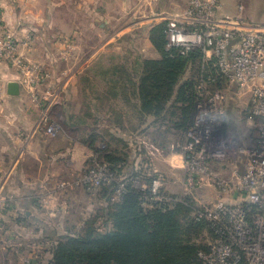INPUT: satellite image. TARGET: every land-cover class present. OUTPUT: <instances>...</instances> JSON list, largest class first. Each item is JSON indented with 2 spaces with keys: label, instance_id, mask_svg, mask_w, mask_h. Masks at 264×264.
<instances>
[{
  "label": "built area",
  "instance_id": "1",
  "mask_svg": "<svg viewBox=\"0 0 264 264\" xmlns=\"http://www.w3.org/2000/svg\"><path fill=\"white\" fill-rule=\"evenodd\" d=\"M223 5V0H187L182 11L165 15L166 50L198 53L204 68L194 90L193 117L180 146L183 177L176 181L180 190L169 192L160 175L147 186L133 188L145 192L148 206L195 203V219L206 221L213 232L203 239L208 251L199 253L204 264H264V22H250L241 3L234 14H224ZM0 58L16 68L22 74L20 82L29 87L39 109L35 128L46 138L56 137L60 125L52 117L55 97L46 85L50 73L24 59L1 15ZM41 86L48 87L44 93ZM230 101L237 115L258 130L251 143L241 142L227 128ZM149 148L154 157L167 154L153 143ZM92 161L73 184L64 186L99 188L115 180L107 163L98 156ZM127 186L119 181L112 200L120 201Z\"/></svg>",
  "mask_w": 264,
  "mask_h": 264
},
{
  "label": "crops",
  "instance_id": "2",
  "mask_svg": "<svg viewBox=\"0 0 264 264\" xmlns=\"http://www.w3.org/2000/svg\"><path fill=\"white\" fill-rule=\"evenodd\" d=\"M86 1L91 2L86 6L89 9L88 14L97 18L98 23L95 22V24L100 26L99 35L101 36V44L95 46L88 55L84 48V56L80 49L77 56L72 58L69 43L65 40L58 42L61 34L46 31L45 27L52 21V14L43 15L38 11L28 13L25 15L29 19L26 23L28 29L22 27L25 25L21 24L23 20L20 21L14 13L7 15L5 22L24 59L41 65L50 73L48 82L50 91L48 92L55 97L52 117L57 121L62 118L67 122L56 137L42 136L35 128L39 109L31 100L29 87L20 82L22 74L17 69L10 66L4 58H0V201L2 203L5 197L8 200L7 204L3 205L4 209L7 208V213H10L9 208L13 214L24 212L28 216L36 211H43L47 217L45 221L40 222V227L45 230L59 229L62 226L59 219L62 217L58 215H71L76 205L74 203L82 205L84 196L86 197L85 192L88 193L85 187L76 188L75 192H71L72 195L67 194L71 187L63 190L59 188V184L63 181L74 180L84 167V143L82 142L84 126L79 122L76 125L71 119V92H73V86L80 85L76 76L93 66H105V71H110L111 77L103 80L95 81L90 76L84 77V99L87 104L84 102L80 110L86 112V117L116 118V120L113 119L111 128L114 132L122 133L125 128L122 119L142 115L138 96L140 81L137 74L138 62L140 64V61L144 59L159 57L151 41L152 29L164 23L165 15L182 11L187 4V0H158L155 3L145 2V0H136L137 2L135 0H84V5L87 4ZM245 1L251 7L245 15L252 20L259 14L253 12V6L257 3L262 8V0ZM104 4L106 15L102 14ZM135 4L141 8L145 7L146 18L140 22L130 18L127 24H119V29L112 31L109 25H113L115 21L116 23L122 21L124 13L131 15L137 12ZM235 12L223 5L224 14ZM259 19L263 21L264 15ZM139 26H146V28L140 29ZM141 35L146 38L144 46L136 44L134 40ZM104 38H106L105 42ZM122 38H128L129 44L121 46L119 43L115 46L114 42L118 43ZM122 49L127 60L126 64L119 61ZM115 51L117 60L112 63L102 61L115 59L110 57V53ZM138 55L140 61L137 59ZM104 75L107 76L105 73ZM10 82H17L20 85L19 95L8 93ZM39 88V90L42 89L41 91H46L48 87ZM57 91H59L58 95ZM96 101L99 102L98 105L90 104ZM101 102H113L111 110L105 104H100ZM65 115L69 119L65 118ZM146 126L147 124L142 125V127ZM77 133L80 137L76 135ZM58 189V193H55Z\"/></svg>",
  "mask_w": 264,
  "mask_h": 264
},
{
  "label": "rangeland",
  "instance_id": "3",
  "mask_svg": "<svg viewBox=\"0 0 264 264\" xmlns=\"http://www.w3.org/2000/svg\"><path fill=\"white\" fill-rule=\"evenodd\" d=\"M86 3L87 4L84 5V0H0V15L3 17V19L6 17V22L7 15L14 13L16 16H18L20 21H24V23L22 21L21 24H25V27H22L28 29L29 27L26 23H28L29 19L27 16L25 17V15H27L28 13L32 11H38L43 15L52 14V21L50 24H48L47 27H45V29L48 32L52 31L58 35L61 34V38L58 39V42L64 40L67 41L71 47V49L69 48L71 50V57L74 58L75 56H77V53L80 51V49L82 52V56H84V48L85 52L88 55L95 46L101 44V36L99 35L100 26L98 24H95V22H97V18L88 14L89 9L86 6H88V4H91V2L86 1ZM223 3L224 6L233 9L234 12L237 11L238 3L243 4L245 8V14L250 7L245 0H223ZM136 5L137 4H135V6ZM253 8V12L259 14L254 19H252V21L250 19L249 20L253 23H260L261 19L259 18L264 15L263 7L261 8L259 4L255 3ZM145 10V7L141 8L137 5V12H134L131 15L128 13H124L125 16L124 18H122V21H120L119 23H116L115 21L113 25L111 24L112 27L109 25L110 29L112 31L113 29L118 30L120 27L119 24H127L131 19H134V21L137 20L138 22L143 21V19L147 16ZM142 11L145 13H143ZM102 14H107L105 4ZM124 20L126 21L124 22ZM263 22L264 19L262 23ZM142 28L145 29L146 26L140 27V29ZM105 40L106 38H104L103 41L105 42ZM134 40L138 45H146V38L144 35H141ZM128 42V38H122L120 42H114V45L116 46L120 43L121 46H127L129 44ZM113 53L114 52L110 53V57H113L115 59L112 60L111 58V61H102H104V63L106 61L112 63L117 60V52L115 51L114 55ZM120 53L121 54H119V61L123 64H126L127 60L124 54V50L122 49ZM137 59L138 61H140L139 55L137 56ZM105 69V66H93L91 68H86V70H83L76 76L79 79L80 85L73 86V92H71V119L75 121L76 125L79 122L82 124V126H84V134L82 139V142L84 143L83 169L92 164L93 158L99 156L100 159L99 157L98 159L100 162L105 161L106 163H112L111 160H113L117 161V165L120 166L119 172L113 171L115 180L112 183H117L118 185L119 181H121V183L126 182L127 185H131L132 187H144L147 186L148 177L158 174L160 176H163L162 178H164V186L169 192H178L180 190V182L183 177L182 159L179 155L180 153L178 151H175L167 153L162 157H154L151 155L149 148L151 143H161V138L163 136L167 137V135H163L162 132L155 131V129L151 125L142 127L144 123H142V119L139 117V115L136 118L127 117L125 119H122L123 124L125 125V128L122 130L123 132H114V130L111 128V125L113 119L116 120V118L110 116L86 117V112H84V110H80V107H83L85 102L84 77L86 78L87 76H90L95 81L103 80L104 78L110 76V71L106 72ZM104 73L107 74V76L104 75ZM137 74L139 77V62ZM191 75L192 69L191 67H189V69H186V71L184 72L183 77L193 78V76ZM48 82L46 83L47 86ZM58 92L59 91H57V95ZM85 104H87V102H85ZM90 104L96 106L99 104V102H90ZM100 104H105L111 110V105H113V102H101ZM228 110V115L226 117L227 128L235 133L240 138L241 142L251 143L258 134V130L256 128H252V122L249 124L247 120H243L237 115V108L235 107V103L233 101H230ZM110 113L112 112L110 111ZM82 115H84V117H81ZM65 118L69 119L67 116ZM147 120L148 122L152 121L150 120V118H148L146 119V123ZM58 123L60 125L59 130H61L63 126L67 125V122L62 118L58 119ZM76 135L80 137V134L77 133ZM220 176L225 177V174L221 173ZM179 179L180 182L176 183V181H178ZM67 182L73 184V179L63 181L59 184V188H61L62 190L68 189L69 187L73 189H69L67 194L72 195L71 192H75L76 188L78 189L80 187H84L82 185L75 186L72 184V186H64V184H66ZM85 188L87 191L90 190L91 193L85 192L86 197L84 196V203L82 205L74 203L76 205H74L72 209L74 210V212L71 215H58L59 217H62L59 219V221L62 222V226H60L58 230L50 229L47 231L40 227V222L43 220L45 221L47 217L43 211H36L31 216H28L24 212H17L13 214L11 208H9L10 213H7V208L4 209L0 202V264H55L54 252L56 250V245L54 243H56V241H59L64 236L84 239V236H87L90 230L93 229V227L96 229V227H98L101 223V218L99 217V215L102 216V214H104L99 211L102 206L100 205L101 198L96 197L97 195L94 194L95 191H98L99 189L98 187H93L90 189L87 187ZM58 191L59 189L55 193H58ZM208 191L212 196L213 189L209 188ZM75 220H77L78 223L80 221H83L84 224H78L75 229H72V227L70 229L66 226L74 224L72 223V221ZM7 222L8 224H6ZM52 244L53 247H51ZM128 254V259H130L126 262V264H138L143 261L147 263L156 257H158L159 261H162L163 258L166 257L167 252L164 250L160 254L154 255L150 249L149 251H145L143 250V248H140L137 252L133 254L131 252H128ZM159 256L162 260L159 258ZM74 258H76V256L67 263H80L77 262V260ZM84 264L89 263L84 261ZM113 264L123 263L114 262Z\"/></svg>",
  "mask_w": 264,
  "mask_h": 264
},
{
  "label": "trees",
  "instance_id": "4",
  "mask_svg": "<svg viewBox=\"0 0 264 264\" xmlns=\"http://www.w3.org/2000/svg\"><path fill=\"white\" fill-rule=\"evenodd\" d=\"M165 28V23H162L151 31V41L159 57L140 62L138 96L142 123L167 135L161 138V143L153 144L168 153L180 152L184 132L194 113V90L204 63L198 53L182 55L175 48L166 50ZM189 67L193 78H184V72ZM148 118L152 121L147 120L146 123ZM111 161L107 162L110 169L119 172L118 162ZM157 177L158 174L148 177L147 185ZM110 184L98 188L94 193L101 198L99 211L104 213L99 215L100 225L96 229L90 228L92 230L84 239L71 236L58 239L54 243L55 264H68L75 256L74 259L80 262L78 264H84V261L89 264H126L130 259L128 252L133 254L140 248L145 251L150 249L154 255L165 250L167 255L163 260L159 256L162 261L156 257L147 263L143 261L138 264H204L199 253L202 250L208 251V245L203 239L205 234L213 236V232L206 221L195 219L193 201L188 205L175 204L172 208L148 206L144 202L145 192L128 185L121 200L114 202L112 194L118 185ZM88 193H91L90 190ZM72 223L66 226L75 229L78 224H84L77 220Z\"/></svg>",
  "mask_w": 264,
  "mask_h": 264
},
{
  "label": "water",
  "instance_id": "5",
  "mask_svg": "<svg viewBox=\"0 0 264 264\" xmlns=\"http://www.w3.org/2000/svg\"><path fill=\"white\" fill-rule=\"evenodd\" d=\"M8 93L10 95H19L20 94V85L17 82H10L8 84Z\"/></svg>",
  "mask_w": 264,
  "mask_h": 264
}]
</instances>
